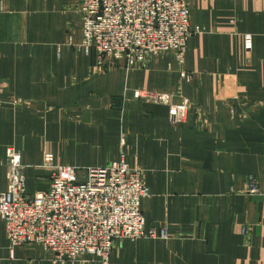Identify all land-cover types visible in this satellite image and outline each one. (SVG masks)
Wrapping results in <instances>:
<instances>
[{"label":"crops","instance_id":"crops-1","mask_svg":"<svg viewBox=\"0 0 264 264\" xmlns=\"http://www.w3.org/2000/svg\"><path fill=\"white\" fill-rule=\"evenodd\" d=\"M187 1L201 29L181 67L189 79L169 52L144 69L99 68L82 46L79 0H0V187L10 146L29 195L49 185L47 154L82 168L124 155L145 172L142 209L159 234L116 241L113 264H264V194L246 193L251 175L264 188V0ZM135 89L188 99L185 120ZM0 264L62 263L40 246L11 248L0 220Z\"/></svg>","mask_w":264,"mask_h":264},{"label":"built area","instance_id":"built-area-1","mask_svg":"<svg viewBox=\"0 0 264 264\" xmlns=\"http://www.w3.org/2000/svg\"><path fill=\"white\" fill-rule=\"evenodd\" d=\"M78 9L84 47L95 49L104 71L119 61L147 67L152 54L170 49L182 62L188 37L201 32L191 29L187 0H79ZM247 38L250 43L251 36ZM136 92L169 104L172 123H181L188 114V99L171 104L167 94ZM21 156L8 147L9 183L5 190L0 187V219L10 245L38 242L55 252L100 254V264H111L109 253L116 241L158 236L157 229H146L140 208L141 198L150 195L143 169L122 158L81 173L74 166L54 165L47 154L45 167L53 169L52 182L48 190L30 197ZM248 190L264 194L254 177ZM161 235L166 237L165 230ZM62 259L69 258L66 254Z\"/></svg>","mask_w":264,"mask_h":264},{"label":"rangeland","instance_id":"rangeland-1","mask_svg":"<svg viewBox=\"0 0 264 264\" xmlns=\"http://www.w3.org/2000/svg\"><path fill=\"white\" fill-rule=\"evenodd\" d=\"M187 3H188V1H187ZM191 24V23H190ZM191 29L193 30V31H196V27H191ZM83 31V30H82ZM197 33H200V32H192V34L190 35V36H192L193 34H197ZM190 36L188 37V38H190ZM188 41H189V39H188ZM247 42H249L248 41V39H247ZM248 45H249V43H248ZM82 46H83V48L87 51V52H93V53H95V57H96V64L98 65V67L100 68V65L97 63V55H96V51H95V49L94 48H90V49H86L84 46V43H82ZM187 46H188V43H187ZM186 50H187V48H186ZM186 50H185V52H184V59H185V53H186ZM173 53L174 54V56H175V59H176V61H177V63H178V65H179V72H180V75L183 77V78H186V79H189V78H191V76H192V74L191 73H189V72H187V71H184V70H182V65H183V63H184V61H180V58H178V56H177V53H176V51H174V49H170V50H168L167 52H159V53H155V54H152L151 56H150V58L151 57H153V56H155V55H158V54H162V53ZM118 63H120V64H118ZM117 64V66L116 67H122V68H125V69H144V68H146V67H129L128 65H126L125 63H123L122 64V62L121 61H119ZM149 64H150V59H149V61H148V63L146 64L147 65V67L149 66ZM115 67V68H116ZM108 70H110V69H108ZM107 71V70H106ZM137 90L135 89L134 90V97H136L137 99H142V100H144V101H151V102H155V103H161V104H165L166 106H168V110H169V104H167V103H164V102H161V101H158V100H155V99H152L153 98V96H151L150 97V95L149 96H147L146 95V93H145V96H142V94H138L139 96H137V92H136ZM145 91H148V90H145ZM148 92H150V93H152V92H155V91H148ZM157 93H161V92H157ZM164 94H167L169 97H170V103L172 104V103H174L173 102V99H172V95L171 94H168V93H164ZM184 99H186V98H184ZM182 102V101H181ZM180 102V103H181ZM174 104H179V103H174ZM190 106H189V108L188 109H190V107H191V102H190V104H189ZM189 111V110H188ZM231 112H232V115H233V117L235 118L236 117V119H239L240 118V113H238V109H236L235 107H232L231 108ZM170 119V118H169ZM171 121V120H170ZM47 157V156H46ZM45 157V158H46ZM124 159L125 160V157H124V155H122L121 156V158L119 159V160H121V159ZM119 160H117V161H119ZM126 161V160H125ZM21 162H22V156H21ZM52 162H53V164L54 165H57V166H74V167H76L79 171L81 170V173H83V171L85 170V169H89V168H91V167H94V166H87V167H80V166H78V165H71V164H63V165H61V164H55L54 163V161H53V159H52ZM113 162V161H112ZM114 162H116V161H114ZM127 162V161H126ZM128 163V162H127ZM22 164H23V162H22ZM45 164H46V159H45V163H44V165H43V167L44 168H46L48 171H49V177H48V179H49V185L47 186V187H45L44 189H42V190H39V191H36L33 195H29L28 194V192H27V181H26V192H27V194L30 196V197H34V195L36 196V194L38 193V192H40V191H45V190H48V188L50 187V183L52 182V178H51V175H52V173H53V169H51V168H49V167H45ZM129 164V163H128ZM24 165V164H23ZM130 165V164H129ZM25 166V169H26V165H24ZM96 167H99V166H96ZM9 169V168H8ZM252 177H254L257 181H258V178L255 176V175H251L250 177H249V183H248V187H247V189H246V193L248 194V195H262V194H257L256 192H252V191H249L248 189H249V187H250V179L252 178ZM8 183H9V179H8ZM258 184L260 185V183H259V181H258ZM8 186V185H7ZM148 187V186H147ZM260 188H262V189H264L261 185H260ZM5 190V189H4ZM149 191H150V189H149ZM150 195H151V193H150ZM150 195L149 196H144V197H142L141 198V201H140V208H141V212H142V214H143V216L145 217V214H144V211H143V209H142V200L143 199H145V198H148V197H150ZM1 220V219H0ZM1 221H3V220H1ZM3 223H4V226H5V231H6V237L8 236V233H7V230H6V224H5V222L3 221ZM145 227H146V229H155V228H148L147 227V225H146V217H145ZM158 230V229H157ZM128 239V238H127ZM135 240H137V239H135ZM7 241H8V244H9V246L11 247V248H15V247H17V246H21V245H35V246H40L41 248H43V249H45V250H47L48 252H50V254L52 255V257H53V260L55 261V262H57V263H62V264H67V263H72V264H88L90 261H95V262H97L98 264H100V254L99 255H92L90 252H81V253H78V254H74V253H71V252H68V251H65V250H61V249H59L58 251H53V250H51V249H49V248H46L42 243H38V242H35V243H32V242H27V244H26V241H24V242H22V243H20V244H18V245H10V243H9V240H8V237H7ZM114 249V248H113ZM113 251V250H112ZM112 251L109 253V262L111 263V264H113L112 262H111V253H112ZM67 254V257L69 258V259H62L63 258V256L64 255H66ZM74 258H76V259H74Z\"/></svg>","mask_w":264,"mask_h":264}]
</instances>
